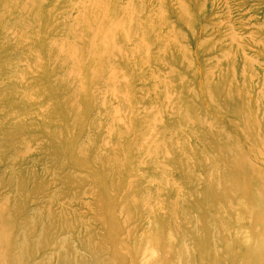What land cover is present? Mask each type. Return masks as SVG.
<instances>
[{"label": "rangeland", "instance_id": "1", "mask_svg": "<svg viewBox=\"0 0 264 264\" xmlns=\"http://www.w3.org/2000/svg\"><path fill=\"white\" fill-rule=\"evenodd\" d=\"M0 264H264V0H0Z\"/></svg>", "mask_w": 264, "mask_h": 264}, {"label": "bare ground", "instance_id": "2", "mask_svg": "<svg viewBox=\"0 0 264 264\" xmlns=\"http://www.w3.org/2000/svg\"><path fill=\"white\" fill-rule=\"evenodd\" d=\"M187 92H190V91L187 90ZM234 146H235V145H234ZM231 148H232V147H231ZM231 148H230V149H231ZM234 148H235V155H234V157L230 158L231 161H232V164H234V163L236 162V160H237L238 157H242V158H244V153H243V151H242V148H240V147H234ZM261 168H262V167H261ZM254 171H256V170H254ZM256 172H257V171H256ZM258 174H259V177L263 180V178H262V174L260 173V171L258 172ZM241 178H242V177H241ZM200 179H201V177H200ZM242 181H243V178H242V180H240L239 182L235 183L234 185H235L236 187H238V188L241 189V186H242V185H245V184L242 183ZM244 181H245V180H244ZM245 183H246V181H245ZM248 184H249V183H248ZM258 194L262 195L260 191H259ZM249 211H250V210H249ZM237 220L240 221V219H237ZM249 244H250L251 247H256L257 249H259V247L262 245V242H261L260 239H257V240H254V241H252V240L249 241Z\"/></svg>", "mask_w": 264, "mask_h": 264}]
</instances>
